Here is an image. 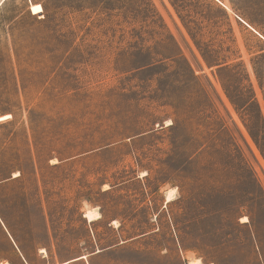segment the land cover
Wrapping results in <instances>:
<instances>
[{
  "label": "rangeland",
  "instance_id": "1",
  "mask_svg": "<svg viewBox=\"0 0 264 264\" xmlns=\"http://www.w3.org/2000/svg\"><path fill=\"white\" fill-rule=\"evenodd\" d=\"M257 68L264 0H0V263L264 264Z\"/></svg>",
  "mask_w": 264,
  "mask_h": 264
},
{
  "label": "trees",
  "instance_id": "2",
  "mask_svg": "<svg viewBox=\"0 0 264 264\" xmlns=\"http://www.w3.org/2000/svg\"><path fill=\"white\" fill-rule=\"evenodd\" d=\"M256 77L264 95V76L256 69ZM233 85L224 84L228 98L235 110L239 113L250 136L253 138L258 148L264 153V113L255 92L250 90L251 96L248 97L243 87L234 89ZM9 179L6 171H0V184Z\"/></svg>",
  "mask_w": 264,
  "mask_h": 264
},
{
  "label": "bare ground",
  "instance_id": "3",
  "mask_svg": "<svg viewBox=\"0 0 264 264\" xmlns=\"http://www.w3.org/2000/svg\"><path fill=\"white\" fill-rule=\"evenodd\" d=\"M172 191V190H171ZM171 200V196L169 195L168 197V201ZM85 217L87 219H89L90 221L94 220V219H98L101 217L100 213H98L95 209H89L85 212ZM199 261V260H198ZM4 264V263H2ZM199 264V263H196Z\"/></svg>",
  "mask_w": 264,
  "mask_h": 264
},
{
  "label": "crops",
  "instance_id": "4",
  "mask_svg": "<svg viewBox=\"0 0 264 264\" xmlns=\"http://www.w3.org/2000/svg\"><path fill=\"white\" fill-rule=\"evenodd\" d=\"M100 252H101V251H100ZM95 253H99V252H95ZM22 257H23V260L20 261L21 264H31V263H30V262H29V261L23 256V255H22ZM81 258H85V257L82 256ZM79 259H80V258H79ZM2 262H3V261H2ZM2 262H1V263H2ZM1 263H0V264H1ZM9 264H10V263H9ZM12 264H13V263H12Z\"/></svg>",
  "mask_w": 264,
  "mask_h": 264
},
{
  "label": "snow or ice",
  "instance_id": "5",
  "mask_svg": "<svg viewBox=\"0 0 264 264\" xmlns=\"http://www.w3.org/2000/svg\"><path fill=\"white\" fill-rule=\"evenodd\" d=\"M36 10H37V11H39V10H40L38 6H37Z\"/></svg>",
  "mask_w": 264,
  "mask_h": 264
},
{
  "label": "water",
  "instance_id": "6",
  "mask_svg": "<svg viewBox=\"0 0 264 264\" xmlns=\"http://www.w3.org/2000/svg\"><path fill=\"white\" fill-rule=\"evenodd\" d=\"M100 251H101V250H99V249L97 250V252H100Z\"/></svg>",
  "mask_w": 264,
  "mask_h": 264
},
{
  "label": "built area",
  "instance_id": "7",
  "mask_svg": "<svg viewBox=\"0 0 264 264\" xmlns=\"http://www.w3.org/2000/svg\"><path fill=\"white\" fill-rule=\"evenodd\" d=\"M239 18V17H238ZM239 19H241V18H239ZM242 20V19H241Z\"/></svg>",
  "mask_w": 264,
  "mask_h": 264
}]
</instances>
